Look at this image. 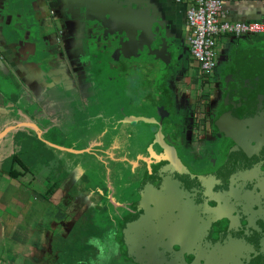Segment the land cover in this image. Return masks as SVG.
<instances>
[{
    "label": "flooded vegetation",
    "instance_id": "af4514ba",
    "mask_svg": "<svg viewBox=\"0 0 264 264\" xmlns=\"http://www.w3.org/2000/svg\"><path fill=\"white\" fill-rule=\"evenodd\" d=\"M71 2L72 0H47L46 7L34 9L25 0H16L14 5L18 4L21 12L15 13L11 9L5 11L2 29L5 32L12 25L19 24L23 27L20 37L24 35L27 40L23 42L22 51L15 45L5 44V53L2 52L1 58L23 60L29 56V60H47V69H41L46 65L38 68L44 76L43 79L47 80L44 82L45 86L40 75L39 81L36 82L29 78L24 79L21 88L25 93L30 90L37 93L34 105L39 108L42 104V110L44 106L48 107V113H45L49 115L50 121L47 123L51 125L54 134L62 139L71 142L85 141L92 135L76 136L77 130H97L110 125L111 130H117L118 133H110L108 137L102 138L93 135L91 138L100 144H107L108 153L104 154L107 156L112 148L119 151V145L130 144L131 139L137 140L131 129L128 135L126 126L120 127L122 123H127L124 122L125 119L144 117L155 120H139L149 126L151 136L142 140L145 141V151L135 163L136 169L132 179L136 183V198L131 201L116 198L108 176H103L106 179L101 178L97 182L94 180L99 184L96 187L82 186L78 197L87 200L80 203L79 208L83 211L75 213L69 233L65 237L57 236L52 242H45L40 250L26 254L18 253L13 258L2 253V264H52L47 257V251L51 252L52 257L57 256L53 252L57 249H52V243L56 239L68 243L67 249L62 245L63 252L56 253L59 255L62 252L70 256L69 253L72 252L73 257L77 256L78 264H138L123 257L122 228L129 217L127 214H134V217H129L133 225L140 219L142 224L156 222L159 226L173 222L176 219L175 213L180 212L185 201L202 191L212 176L249 145L248 135L238 136L240 130L243 135L247 131L246 116L249 111H264V67L261 68V88L257 97L249 94V89L246 90L244 77L232 76V62L216 60L211 73L202 74L197 62L189 60L190 50L184 43L171 46L169 55L161 62L148 55L145 48L139 52L138 57L124 58L119 55L116 59V54H113L116 44L112 42L108 51H105L107 42L102 35L99 41H96L101 30L96 31L98 35L94 36L90 25L86 26L82 22V9L71 6ZM63 4H67L66 8H63ZM6 23H9V26ZM263 58L264 54V62ZM29 65L23 62L25 68ZM193 66L197 69L195 74L190 72ZM48 84L51 85L46 86ZM54 94L59 95L57 101H53ZM123 94L129 100L124 101ZM138 95L141 99H136ZM121 101L124 103L121 104ZM135 102H139V106H136ZM139 107L151 108L154 114L149 117L139 116L141 114L137 113L130 116L126 112V108L137 110ZM261 143L262 140H258V144ZM162 145L175 149L179 160L176 168L173 166V169L165 158ZM149 149L153 150L156 158L150 155ZM249 156L246 153V158ZM147 158L151 161L149 164L145 161ZM111 160L117 162L123 159L113 156ZM167 167H171L169 171ZM113 172L115 173V170ZM89 178L87 177L88 180ZM88 180L87 184L93 183ZM113 206L125 213L109 215L104 229L92 222L93 218L89 212L91 209ZM248 214L247 211L246 215ZM230 223L231 219L222 217L213 225L211 232L229 247L233 242L232 237L237 235V232L230 228ZM246 223L245 218L239 222L241 225ZM75 226L89 232L83 237L77 233L75 235L72 233ZM78 239L80 249L74 248ZM151 239L140 249L137 245L136 250L140 253L141 261L151 250ZM173 250L177 251L179 247L174 245ZM218 253L219 250L213 249L186 251L183 252V258L188 264H209L206 262L213 260L214 263L213 255ZM250 255L252 257L248 259ZM18 259L21 260L19 263ZM243 261L244 264H264V250H247Z\"/></svg>",
    "mask_w": 264,
    "mask_h": 264
},
{
    "label": "water",
    "instance_id": "95a60500",
    "mask_svg": "<svg viewBox=\"0 0 264 264\" xmlns=\"http://www.w3.org/2000/svg\"><path fill=\"white\" fill-rule=\"evenodd\" d=\"M1 1L0 35L6 45L16 46L27 40L24 35L19 38L23 27L15 24L3 32L1 25L4 12L10 10L16 0ZM71 4L82 9V22L86 26L90 25L94 36L98 35L96 31L101 30L96 41H99L102 35L107 42L104 46L105 51H108L112 42L116 44L113 50L116 59L119 55L124 58L138 57L139 52L145 48L148 55L161 62L169 55L171 46L180 44L175 36L169 34L170 28L162 23L158 14L150 6L141 5L137 0H72ZM6 25L9 26V23ZM23 60L37 67L47 63L45 58L29 60L27 56ZM46 66L41 69L45 70ZM259 81L258 79L253 82L250 91L257 97L261 88ZM7 86L12 87L11 82L7 83ZM247 118V131L243 135L240 130L238 136L248 135L249 145L212 176L202 191L185 201L180 212L175 213L176 219L173 222L159 228L151 239V250L141 264H188L183 258V252H200L205 249L219 250L216 256L213 255L214 263L213 260L206 263L244 264L242 259L247 250H264V111L260 113H256L255 110L249 111ZM139 120L155 121L144 117H131L124 122ZM13 129H4L0 133V138ZM258 140H262L261 145L258 144ZM162 148L165 158L169 160L172 168L173 166L176 168L179 160L175 149L166 145H162ZM149 151L150 155L156 158L153 150L149 149ZM246 153L250 155L248 158ZM145 161L148 164L151 162L148 158ZM170 168L167 167V170L169 171ZM247 211L248 215H246ZM222 217L231 219L230 228L237 232V235L233 236L232 231L229 230L230 235L233 236L230 247L211 234L213 225ZM243 218L247 220L245 225L239 224ZM174 245L178 246L179 250H173ZM250 257L252 255L248 259Z\"/></svg>",
    "mask_w": 264,
    "mask_h": 264
},
{
    "label": "crops",
    "instance_id": "0c3cea01",
    "mask_svg": "<svg viewBox=\"0 0 264 264\" xmlns=\"http://www.w3.org/2000/svg\"><path fill=\"white\" fill-rule=\"evenodd\" d=\"M45 1L47 2V0H25L34 9L46 7ZM137 2L150 6L158 14L162 23L170 28L169 34L175 36L180 44L184 43L188 49L190 33L186 23V2L179 3L175 0H137ZM63 6L66 8L67 4ZM223 9L224 18L227 20L264 22V0H224ZM11 10L15 13L21 12L18 4L13 5ZM239 39L241 42L249 41L248 36ZM223 40L224 38L218 40L217 44ZM23 44H16L19 51H22ZM4 48L6 45L0 35V54L5 53ZM23 62L24 60L0 59V133L6 128H14L0 138V183L3 184L0 185V254L6 252L5 256L9 258L16 256V251L26 254L39 250V246H32L34 242H30L29 247L26 246L25 249L21 244L33 239L30 236L37 232L35 226H44L47 223L51 226L57 225L55 234L65 237L76 216L72 211V202L78 200L76 196L74 197L75 192L81 193L84 185L89 188L99 185L94 180L92 184H87L86 171L93 165L70 162L68 154L81 152L69 148L72 145L64 143L66 139L54 134L51 125L47 123L50 121L49 115H46L48 107L44 106L42 110V104L39 108L34 105L37 93L34 90L28 93L22 90L21 84L24 79L29 78L36 82L42 74L37 65L34 66L31 63L28 68H25L26 65L24 67ZM48 67L49 65L45 69ZM43 77L41 75V82L44 84L47 80L45 81ZM9 82L12 87L7 86ZM57 97L59 95L54 94L53 101H57ZM57 139L59 142L56 141ZM92 151L96 153L93 149L89 153L93 154ZM13 154H20L23 160L34 157L35 160L42 162L46 158L48 172L43 177L40 175L42 172L40 166L34 169L27 164L29 171L23 173L22 167L14 164L13 169L21 174L17 178H12L7 173L9 169L7 160ZM59 177H62L60 185L50 197H47V188ZM68 182V187L62 188V185ZM44 234L47 233L43 232ZM20 236L24 238L14 242ZM6 240L14 243L7 244ZM44 244L41 246L43 247ZM21 248L25 251L20 250ZM0 264H2L1 261Z\"/></svg>",
    "mask_w": 264,
    "mask_h": 264
},
{
    "label": "rangeland",
    "instance_id": "374dc122",
    "mask_svg": "<svg viewBox=\"0 0 264 264\" xmlns=\"http://www.w3.org/2000/svg\"><path fill=\"white\" fill-rule=\"evenodd\" d=\"M249 41L248 42H241L236 40V38H224L222 42H219L216 47V60L217 61H224V62H232L231 63V69L230 73L232 76L235 77H244L245 83H246V90L249 89V94H251V89L253 88V82L258 81L260 78V75L262 73V69L264 67V62L262 61V57L264 54V34H256V35H248ZM226 39V40H225ZM189 60H194L193 57H191L188 53ZM247 59V60H246ZM264 60V58H263ZM195 61V60H194ZM258 74L256 75L257 71ZM190 72L193 74L197 73L196 67H192ZM258 77V78H257ZM127 86L129 87V80L127 79ZM129 89V88H128ZM124 97V101L129 100L128 97H125V95H122ZM136 99H141V96L138 95L136 96ZM124 101H121V104L124 103ZM139 102H135L136 106L138 105ZM126 112L131 116L133 114H141L139 116H145L149 117L154 114L153 110L150 108H137L135 109H129L126 108ZM132 113V114H131ZM126 126L128 129L127 131L129 132L128 135H130L131 130L133 131L134 135L137 136V140L132 141L130 144H123L119 145V151L116 149H112L111 153L109 155H104L105 153H108L106 150L107 144H100L97 142L96 139H91L93 135L100 136L102 137H108L110 133H118L117 130H111V126L107 125L109 128H99V129H85V130H77V133H75L76 136H89L90 134L92 135L88 140L81 141V142H71V141H65L64 143L72 145V147H69L75 151H79L81 153L79 154H68L70 158V162H78L79 165L81 162H84L86 165H93L92 168H89L86 171V174L89 178V182L95 180L96 182L99 181L101 178L106 179L108 176L109 183L111 184V189L114 188L113 192L114 196L121 201H131L136 198V183L134 181L133 176H134V169H136V159L140 158V156L143 155V151H145V138H149L151 135H149V126L147 124L139 121V122H127L126 124H121L120 127ZM131 129V130H130ZM94 140L93 142H91ZM58 141V139L56 140ZM59 142V141H58ZM97 145L98 147H92ZM62 146V145H59ZM63 147V146H62ZM66 147V146H64ZM118 147V146H117ZM91 149L95 150V152H91L93 154H90L89 152ZM100 152V153H99ZM100 155V157L98 156ZM113 156H116L120 159L117 162H113L111 159ZM98 157V158H97ZM102 157V158H101ZM104 158V159H103ZM27 160V159H26ZM41 161L35 160L34 157H30L29 160H27V164L32 166V168H36L40 166V169L42 172H40V175L44 177L46 175L47 171V159H43ZM133 162V163H132ZM40 163V164H39ZM49 168V167H48ZM115 170V173L113 172ZM105 176L106 178H104ZM2 186L3 184L0 183ZM68 183H64L62 185V188L68 187ZM87 186V185H84ZM75 192V191H74ZM78 198L76 202H72V211L73 214L75 213H80L81 210L83 211L82 208H79V205L81 202L87 200L86 198H79L78 196L79 193L78 191L75 192L74 197ZM40 199V198H39ZM117 200V199H116ZM41 201V200H40ZM65 204V203H64ZM119 208H105V209H91L89 212H91V216L93 218L92 222L96 223L100 228L104 229L105 228V223L106 219L108 218L109 215H117L118 212L125 213L123 210L117 211ZM83 213V212H82ZM37 229V232H35V235H31L30 237H33L32 240L22 242L21 244L24 246V249L28 246L30 242H34L32 246H39V250L42 248V244L45 242L51 241L53 238H56L57 235L55 234V230L57 229V225L51 226L48 225V223L44 226H35ZM34 228V226H33ZM43 232L47 233L43 235ZM40 235V236H39ZM104 235V234H103ZM5 237H8V235H5ZM23 236H20L17 241L18 242L20 239H23ZM13 241H7V244H13ZM52 242V241H51ZM55 245V247H54ZM62 245H64L65 249L68 248V243L63 242L59 239H56L55 242L52 243V249H57V250H51L53 251L57 256L52 257L51 252L47 251V257L50 260V263L52 264H78V258L73 257L72 252L69 253L71 256H67V254H62ZM48 247V245H47ZM22 250V248L20 249ZM71 250V249H70ZM69 250V251H70ZM25 251V250H22ZM56 251H62L59 255L56 253ZM6 253V252H4ZM20 253V252H19ZM18 254L17 251L15 252V255ZM1 255V254H0ZM21 261L18 259V263Z\"/></svg>",
    "mask_w": 264,
    "mask_h": 264
},
{
    "label": "built area",
    "instance_id": "2783aa9c",
    "mask_svg": "<svg viewBox=\"0 0 264 264\" xmlns=\"http://www.w3.org/2000/svg\"><path fill=\"white\" fill-rule=\"evenodd\" d=\"M175 1L187 3L186 23L190 33L189 50L204 75H209L216 64L218 40L264 34V22L225 19L224 0Z\"/></svg>",
    "mask_w": 264,
    "mask_h": 264
},
{
    "label": "trees",
    "instance_id": "16d2710c",
    "mask_svg": "<svg viewBox=\"0 0 264 264\" xmlns=\"http://www.w3.org/2000/svg\"><path fill=\"white\" fill-rule=\"evenodd\" d=\"M7 164H9V169L7 170V173L12 178H17L21 174V172L13 169L14 164L20 165L22 167L23 173L29 171V168L26 166L27 161L23 160L20 154H13L7 160ZM61 180L62 177L56 178L53 183L49 185L46 190L47 197H50L56 191V189L60 185ZM166 212H168V210ZM166 212H164V214H166ZM127 216L134 217V214L129 213L127 214ZM129 217L125 220V223H123L122 228V247L124 248L123 257L125 259L127 257L128 259H131L132 261H136L138 264H141L139 255L140 253L136 250L137 245L139 249L141 247H144L146 243H148L150 239L157 233L159 228L162 227V225L159 226L156 222H153L152 224H142L141 219L136 225H133ZM87 232H89V230L82 229L78 226H75L72 230V233H74L75 235L77 233L81 237L85 236ZM74 248L80 249L79 239L78 241H75ZM125 248L127 249L126 251ZM134 250L136 251L134 252Z\"/></svg>",
    "mask_w": 264,
    "mask_h": 264
}]
</instances>
